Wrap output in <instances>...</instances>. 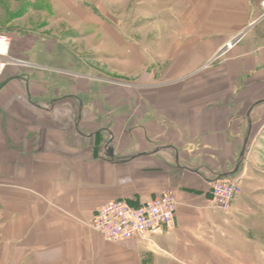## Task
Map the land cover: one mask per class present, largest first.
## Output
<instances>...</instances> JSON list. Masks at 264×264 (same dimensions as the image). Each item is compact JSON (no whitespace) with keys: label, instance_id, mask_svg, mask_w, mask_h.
Wrapping results in <instances>:
<instances>
[{"label":"crops","instance_id":"crops-1","mask_svg":"<svg viewBox=\"0 0 264 264\" xmlns=\"http://www.w3.org/2000/svg\"><path fill=\"white\" fill-rule=\"evenodd\" d=\"M262 1L153 0L162 12L144 27L137 16L129 33L87 14L81 23H99V48L116 57L130 88L61 73L55 46L39 61L33 47H12L33 67L0 76V264L264 258V211L247 191L231 212L209 205L216 181L246 178L249 143L264 129ZM236 36L242 41L214 62ZM169 192L179 202L175 226L155 244L109 243L89 226L109 202L138 207Z\"/></svg>","mask_w":264,"mask_h":264},{"label":"rangeland","instance_id":"rangeland-1","mask_svg":"<svg viewBox=\"0 0 264 264\" xmlns=\"http://www.w3.org/2000/svg\"><path fill=\"white\" fill-rule=\"evenodd\" d=\"M149 1L151 2V0H0V35L10 36L12 47L17 49L33 47V58L38 61L44 55L47 46H55L56 53L52 61L59 64L61 73L67 75L71 70L77 76L91 74L95 80L111 86L118 84L130 88L132 80L126 75L116 74L120 65L116 57L107 55V51L103 52L99 48L104 36L100 32L99 23L86 24L81 23V20L90 13L98 17L108 15L111 18L108 20L111 26L109 29H114L117 23L115 21H119L117 26L125 25V31L128 30L129 33L132 21L137 20V16L141 19V27H144L148 24L146 18L149 13L162 12L163 5L155 4L153 0L151 3ZM125 40L130 41L131 38ZM19 58L29 60L28 57ZM248 155L253 164L246 178L239 180V183L241 185L242 182V193L247 191L250 195L254 211H264V129L262 133L255 131L252 135ZM235 177L239 179L240 175ZM250 216L251 221L256 220V216L252 214ZM249 249L252 250L247 247V250ZM256 258L255 262L247 264H264V258Z\"/></svg>","mask_w":264,"mask_h":264},{"label":"built area","instance_id":"built-area-1","mask_svg":"<svg viewBox=\"0 0 264 264\" xmlns=\"http://www.w3.org/2000/svg\"><path fill=\"white\" fill-rule=\"evenodd\" d=\"M261 9V18H264V0L261 2ZM241 41L240 36L231 38L215 55L213 61L226 58ZM11 67L30 69L33 65L26 59L14 56L11 37L0 35V76ZM241 194L242 187L238 179H220L212 186L209 205L226 213L231 212ZM178 205L174 192L157 196L138 207L126 201H112L99 208L89 221V226L109 243L145 239L147 243L155 244L157 236L174 228Z\"/></svg>","mask_w":264,"mask_h":264},{"label":"water","instance_id":"water-1","mask_svg":"<svg viewBox=\"0 0 264 264\" xmlns=\"http://www.w3.org/2000/svg\"><path fill=\"white\" fill-rule=\"evenodd\" d=\"M244 155H245V149H244V151L242 152V155H241V161H240V163H239V165H238V168H237V170L235 171V173H237V172L239 171V169L242 167V165H243V161H244ZM225 178H229V176H225Z\"/></svg>","mask_w":264,"mask_h":264}]
</instances>
